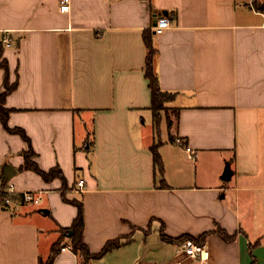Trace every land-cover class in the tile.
<instances>
[{"label":"crops","instance_id":"obj_1","mask_svg":"<svg viewBox=\"0 0 264 264\" xmlns=\"http://www.w3.org/2000/svg\"><path fill=\"white\" fill-rule=\"evenodd\" d=\"M263 2L69 0L61 12L60 0H0V61L17 82L3 105L7 126L29 139L0 119V180L39 197L0 199V264H264ZM162 16L171 26L155 34ZM149 44L159 86L174 95L167 140L150 109ZM4 78L0 68V94ZM29 148L33 163L64 180L23 170ZM71 201L83 206L90 254L120 245L86 261L75 253L63 232L77 216ZM162 225L173 238L209 233L204 260L154 258L147 240L134 249L142 233L178 250L160 239Z\"/></svg>","mask_w":264,"mask_h":264},{"label":"trees","instance_id":"obj_2","mask_svg":"<svg viewBox=\"0 0 264 264\" xmlns=\"http://www.w3.org/2000/svg\"><path fill=\"white\" fill-rule=\"evenodd\" d=\"M263 5H264V2H263ZM263 10H264V7H263ZM2 49H3L2 41L0 40V58H1ZM153 55H154V50L152 49L151 45L149 44L148 45V55H147L146 66H145V74H146V77L148 79V86H149V89L151 92L150 109H151L153 116H154V128H155V132L157 133L159 131V123H160V119H161L160 111L163 109L165 103H169L170 101L173 100L174 95L169 93V92L162 91V89L160 88L157 77L153 72V66H152ZM0 68H2L5 71V78L3 81L4 91L0 94V119H1V122H2L3 126L8 131H10L11 133H16V134L20 135L21 138L24 139L29 145V139L25 135L23 130H21L19 128L10 129L7 126V120H8L10 110L4 108L3 105H4V101H5L6 96L16 88L17 82L9 83L7 63L5 60L0 61ZM167 125L169 128L171 127V123L168 121H167ZM169 140L171 142H175V140L172 136H170ZM159 145H160V143L157 142V144L152 146L151 150L153 153L154 164H155L160 176L163 177V174H164L163 163H162L160 154L157 150ZM23 154H24V165L22 166L23 170L24 169L32 170V171L36 172L37 174H39L45 181H51L55 178H60V179L64 180L63 175H62V171L59 168L55 167V168L50 169L49 171H42L35 163H33L31 161V158H32V156L35 155V153L33 152V150L31 148H29L28 152H25ZM0 188L2 191L6 190L7 185H6L5 180H0ZM6 197H7L6 193L3 192L0 194V199L2 202L4 201V199ZM8 197L11 198V195ZM71 203L73 205H75L78 209L77 216L74 219L72 226L69 229H63V232L65 234H68L69 231H72V235L70 237L71 238V247L75 253H77L78 255L83 257L84 261L88 260L91 256L102 255V254H104V253H106V252H108V251H110V250H112V249H114L120 245L119 240L108 241L99 254H97V255L90 254L87 246L82 241V232H83V227H84L83 206L80 202H77V201H71ZM149 230L150 229L148 227L145 232L148 233ZM215 233L220 235L223 239L229 240L228 239L229 237L226 236V233L224 231L216 230ZM208 235H209V233H203L201 236L195 238V237H192L190 235L184 234V235H181L179 237L173 238V237H170V236L165 234L163 225L161 226V228L159 230V236H160V239L162 241H164L166 243L176 244V245H182L183 243H185L187 241H192V242H195L197 244L203 245L204 242L206 241V238Z\"/></svg>","mask_w":264,"mask_h":264},{"label":"built area","instance_id":"obj_3","mask_svg":"<svg viewBox=\"0 0 264 264\" xmlns=\"http://www.w3.org/2000/svg\"><path fill=\"white\" fill-rule=\"evenodd\" d=\"M69 0H60V11L61 12H67L69 10ZM171 26V20L166 17V16H162L159 17L154 25H153V31L155 34H161L163 33L166 29H168ZM9 40L8 39L7 45H9ZM178 142H181L180 140H178ZM185 151L188 154V157L191 159H194L196 157L195 153L193 150L190 149V147H185ZM84 185V180L83 179H78L77 181V186L79 189L83 188ZM6 193L7 197L4 199L5 203H10V198L8 197L11 194H17L13 191V188L7 187L5 191H2L0 188V194L1 193ZM20 196V198L28 203L31 204H38L39 203V197L37 196V193L34 192H23V193H19L17 194ZM65 249V248H64ZM62 249V250H64ZM178 252L181 253L183 256H188L191 258H198L201 261L204 260L205 258V246L197 244L195 242L192 241H187L185 243H183L182 245H179L178 247Z\"/></svg>","mask_w":264,"mask_h":264},{"label":"rangeland","instance_id":"obj_4","mask_svg":"<svg viewBox=\"0 0 264 264\" xmlns=\"http://www.w3.org/2000/svg\"><path fill=\"white\" fill-rule=\"evenodd\" d=\"M174 114H175V111L172 108H170L168 103H165L163 109L160 111V115H161V119H162V134H163L162 139L163 140H167V137H168L165 120H163V119H167V121L171 123V128H172L173 123H174V119H175ZM187 164L190 167V168L187 167V170L190 171L191 170V163H187ZM144 238H146V237L142 233H139L135 237L134 246H133L134 249L138 248V250L143 251L145 249L143 247L144 246L143 242L145 240H147V247L148 248L155 247L154 248L155 251L150 252V255L154 258L163 256V252H164V255L167 256V258H169V259L174 258V257H180L182 255L181 253L178 252L176 247H172L171 245L167 246V248L164 251H162V249H160L161 246L157 247L159 244V239H157L158 238L157 234L154 236L149 235V237L147 239H144Z\"/></svg>","mask_w":264,"mask_h":264},{"label":"water","instance_id":"obj_5","mask_svg":"<svg viewBox=\"0 0 264 264\" xmlns=\"http://www.w3.org/2000/svg\"><path fill=\"white\" fill-rule=\"evenodd\" d=\"M12 172H13L12 167H10V166L5 167L4 172H3V178L10 179L12 177V174H13ZM71 235H72V231H69L67 236L71 237Z\"/></svg>","mask_w":264,"mask_h":264}]
</instances>
